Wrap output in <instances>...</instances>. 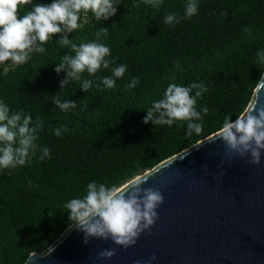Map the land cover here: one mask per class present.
I'll return each mask as SVG.
<instances>
[{
	"label": "trees",
	"instance_id": "obj_1",
	"mask_svg": "<svg viewBox=\"0 0 264 264\" xmlns=\"http://www.w3.org/2000/svg\"><path fill=\"white\" fill-rule=\"evenodd\" d=\"M38 3L51 0H33ZM119 3L108 20L82 13L83 28L68 33L80 44L108 28L107 38L99 43L110 47L115 61L111 67L127 66L115 88H103L99 78L111 75L105 69L96 76L84 73L82 79L93 81L87 92L80 81L61 89L66 71L57 73L55 68L70 50L56 42L60 34L45 45L44 54L33 53L24 65L0 64V101L13 112L31 115L34 122L39 118L43 127L37 143L48 147L51 156L41 161L38 151L31 163L0 170V264H23L30 253L51 246L73 223L64 205L85 195L89 182L122 186L215 133L226 114L235 120L251 101L264 71L256 56L264 50V0H198V12L190 19H184L187 0H163L158 9L144 0ZM31 7L24 6L25 11ZM169 13H176L180 22L165 24ZM133 77L139 83L128 88ZM193 82L208 88L197 103V110L209 109L200 136H187L186 124L143 122L170 83ZM54 95L77 107L61 111L54 105ZM60 126L68 131L57 137L53 130Z\"/></svg>",
	"mask_w": 264,
	"mask_h": 264
},
{
	"label": "clouds",
	"instance_id": "obj_2",
	"mask_svg": "<svg viewBox=\"0 0 264 264\" xmlns=\"http://www.w3.org/2000/svg\"><path fill=\"white\" fill-rule=\"evenodd\" d=\"M144 3L158 9L163 5V0H144ZM119 4V0H51V3L38 4H33V0H0V64L11 61L13 65H24L32 60L33 53L44 54L45 45L53 40V36L60 34L56 42L62 49L70 50L60 57L55 68L57 73L66 71V76L60 81L61 89L70 82L80 81V88L87 92L93 86V81L82 79L84 73L96 76L105 69H110L111 75L99 78L103 88H115L116 80L123 78L127 66L111 67L115 63L111 59V49L99 43L101 38H107L108 28H100L95 33L96 39L80 44L74 43L68 33L83 28L79 22L82 13L91 12L97 21L108 20L116 14ZM28 5L32 7L25 11L24 6ZM21 12L24 14L20 15ZM197 12L198 0H187L184 19H190ZM179 22L176 13L164 17V23L170 26ZM256 56L258 63H264V50L258 51ZM174 64L179 66L178 61H174ZM101 83L95 86L100 88ZM138 83L139 78L133 77L127 87L135 88ZM257 84H264V76ZM207 91L208 88L201 82L188 86L170 83L163 97L153 101L143 122L168 127L173 124L184 127L186 124L187 136H200L204 128L202 121L209 109L204 106L197 110V103ZM53 102L63 112L77 107L76 102L62 101L58 95H54ZM42 127L39 118L34 122L31 115H25L22 111L13 112L7 103L0 101V170H14L29 164L37 157L38 151L41 153L39 160L51 158L50 149L37 143L40 138L38 130ZM62 130L68 131L64 126L53 131L60 137ZM216 139L224 143L230 157H250L248 162L258 165L264 150V106H258L256 100L235 120L231 119V114H226L222 126L210 140ZM149 176H136L123 186L89 182L85 195L72 198L64 205V209L70 212L69 220L74 222L78 231L84 233L85 244L89 238L111 239L116 245L127 249L137 242L141 233L155 224L157 208L164 202V196L159 189L142 187ZM115 252V249H104L98 256L110 259ZM156 259L153 254L149 261L137 260L135 264H151Z\"/></svg>",
	"mask_w": 264,
	"mask_h": 264
},
{
	"label": "water",
	"instance_id": "obj_3",
	"mask_svg": "<svg viewBox=\"0 0 264 264\" xmlns=\"http://www.w3.org/2000/svg\"><path fill=\"white\" fill-rule=\"evenodd\" d=\"M256 100L264 106V84L247 108ZM215 133L138 175H150L142 187L159 189L164 202L134 245L98 238L85 244L73 222L23 264H135L153 254L151 264H264V150L258 165L232 158L221 140H210ZM104 249L115 255L99 258Z\"/></svg>",
	"mask_w": 264,
	"mask_h": 264
},
{
	"label": "rangeland",
	"instance_id": "obj_4",
	"mask_svg": "<svg viewBox=\"0 0 264 264\" xmlns=\"http://www.w3.org/2000/svg\"><path fill=\"white\" fill-rule=\"evenodd\" d=\"M5 69H6V68H5ZM140 175H141V174H140ZM137 176H138V175H137ZM134 178H135V177H134ZM126 183H127V182H126ZM126 183H125V184H126ZM122 186H123V185H122Z\"/></svg>",
	"mask_w": 264,
	"mask_h": 264
}]
</instances>
